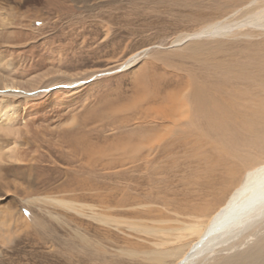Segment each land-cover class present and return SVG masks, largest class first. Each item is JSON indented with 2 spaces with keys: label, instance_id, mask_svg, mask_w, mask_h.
Masks as SVG:
<instances>
[{
  "label": "rangeland",
  "instance_id": "rangeland-1",
  "mask_svg": "<svg viewBox=\"0 0 264 264\" xmlns=\"http://www.w3.org/2000/svg\"><path fill=\"white\" fill-rule=\"evenodd\" d=\"M263 8L0 0V264H175L264 164ZM217 20L244 25L174 42ZM241 233L204 264L246 259L264 217Z\"/></svg>",
  "mask_w": 264,
  "mask_h": 264
},
{
  "label": "bare ground",
  "instance_id": "bare-ground-1",
  "mask_svg": "<svg viewBox=\"0 0 264 264\" xmlns=\"http://www.w3.org/2000/svg\"><path fill=\"white\" fill-rule=\"evenodd\" d=\"M253 2V1H252ZM264 8L250 19L248 24L264 27ZM244 24L230 23L220 20L206 25L201 30L179 37L174 42H185L204 37H218L225 35L232 26ZM138 54L132 56L126 63L129 65L136 60ZM1 88H13L11 83H4ZM5 91V90H4ZM28 94L29 91H26ZM2 94V93H1ZM6 96V95H5ZM4 97V96H2ZM15 106L11 103H0V118H7L15 114ZM4 128V127H3ZM264 217V164L248 169L239 184L229 193L225 202L209 216L207 222L196 227L197 237L192 240L187 249L177 259L175 264H204L216 249H233L235 238L255 225ZM264 238V237H263ZM258 247L252 248L246 259L236 260V264H264V240ZM260 243V242H259Z\"/></svg>",
  "mask_w": 264,
  "mask_h": 264
},
{
  "label": "water",
  "instance_id": "water-1",
  "mask_svg": "<svg viewBox=\"0 0 264 264\" xmlns=\"http://www.w3.org/2000/svg\"><path fill=\"white\" fill-rule=\"evenodd\" d=\"M190 39H192V38H190ZM190 39H188V40H190ZM188 40H187V41H188Z\"/></svg>",
  "mask_w": 264,
  "mask_h": 264
}]
</instances>
